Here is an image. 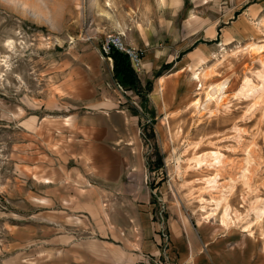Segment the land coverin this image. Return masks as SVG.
Masks as SVG:
<instances>
[{
	"label": "rangeland",
	"instance_id": "1",
	"mask_svg": "<svg viewBox=\"0 0 264 264\" xmlns=\"http://www.w3.org/2000/svg\"><path fill=\"white\" fill-rule=\"evenodd\" d=\"M109 35L142 53L147 103L114 77ZM87 85L117 90L140 119L127 180L140 213L150 200L158 258L180 219L240 233L264 256V0H0V264H82L96 227L133 209L108 194L100 222L72 200L93 188L69 185L60 139L90 110Z\"/></svg>",
	"mask_w": 264,
	"mask_h": 264
},
{
	"label": "crops",
	"instance_id": "2",
	"mask_svg": "<svg viewBox=\"0 0 264 264\" xmlns=\"http://www.w3.org/2000/svg\"><path fill=\"white\" fill-rule=\"evenodd\" d=\"M110 62L113 71L114 62L112 59ZM83 90L84 97L80 98L79 105L90 110L71 116L74 130H68L67 141L61 137L64 144L60 145L59 150L63 152L66 149L71 155L65 161L66 176H76L74 181L77 182L69 183L74 191L76 189L72 184L86 186L88 182L89 187L93 188L82 192L77 189V195L72 200L79 203L77 208L80 211H89L88 207L94 209V219L103 222V215L97 206L108 194H116V197L128 203L140 200L129 189L127 180L129 175L136 172L133 161L139 149L136 122L140 119L129 109H120L121 97L117 90L111 88L112 92L101 93L95 85H87ZM70 134H74V141ZM71 161L76 166V174L73 173L74 169L69 168L73 167L70 166ZM91 192L97 193L98 197L91 196ZM143 198L141 200L146 205H142L141 213L139 205L132 203L133 209L124 215L122 226L96 227L103 240L90 243V246H95L94 251L84 243V249L89 253L82 258V264H91L92 261L94 264H140L143 261L155 264L144 260L148 254L157 257L155 260L160 259L158 255L162 254V239L152 222L150 200L146 196ZM61 200L68 201L69 198ZM169 225L172 247L168 249L165 261L171 264H264L261 247L240 233L228 234L208 224L194 228L181 219L170 221ZM110 235L119 242L106 241L105 238Z\"/></svg>",
	"mask_w": 264,
	"mask_h": 264
},
{
	"label": "trees",
	"instance_id": "3",
	"mask_svg": "<svg viewBox=\"0 0 264 264\" xmlns=\"http://www.w3.org/2000/svg\"><path fill=\"white\" fill-rule=\"evenodd\" d=\"M105 56L113 60L114 77L119 80L120 84L129 90H134L139 97L143 98V102L147 103V96L153 90V83L147 82L145 86L142 85L136 70L131 64L130 58L126 54L113 49Z\"/></svg>",
	"mask_w": 264,
	"mask_h": 264
},
{
	"label": "built area",
	"instance_id": "4",
	"mask_svg": "<svg viewBox=\"0 0 264 264\" xmlns=\"http://www.w3.org/2000/svg\"><path fill=\"white\" fill-rule=\"evenodd\" d=\"M113 49L118 50V51L126 54L130 58L131 64H132L134 69L141 65L142 58H143L142 53L140 51H137V50L131 48V47L126 46L121 35H109L108 36V38L106 40V45L104 48L105 54H109L111 52V50H113ZM165 237H167V236L165 235ZM167 239L169 240V237ZM168 249L169 248H167V247L164 249V251H165L164 255H165L166 260H167V256H168ZM155 258H157V257H155ZM155 258H149V260H147V261L148 262L153 261L155 264H171L170 262H167L162 258L157 259V260H155Z\"/></svg>",
	"mask_w": 264,
	"mask_h": 264
},
{
	"label": "bare ground",
	"instance_id": "5",
	"mask_svg": "<svg viewBox=\"0 0 264 264\" xmlns=\"http://www.w3.org/2000/svg\"><path fill=\"white\" fill-rule=\"evenodd\" d=\"M195 78H196V80H200V76L198 74L195 75ZM246 84L249 85V81H247ZM224 221H223V223H225V222L227 223V220L225 222ZM226 223H225V225L228 226Z\"/></svg>",
	"mask_w": 264,
	"mask_h": 264
}]
</instances>
